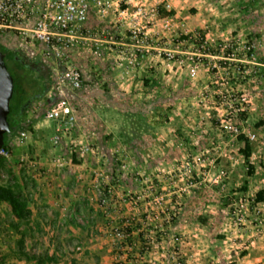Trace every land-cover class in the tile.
<instances>
[{"label":"crops","instance_id":"0c3cea01","mask_svg":"<svg viewBox=\"0 0 264 264\" xmlns=\"http://www.w3.org/2000/svg\"><path fill=\"white\" fill-rule=\"evenodd\" d=\"M138 1L141 12L147 13L153 7L152 11L159 20L140 19L143 28L148 29L147 33L154 34L150 37L152 41L144 46L146 51L142 60L136 59L137 63L132 64L137 69L121 70L116 64L103 61L101 67L109 66V74L91 78L101 81L107 88L99 86L97 90L90 84L89 73L85 74L82 69L84 84L73 101L78 126L94 136H90L92 140L89 142L98 146L103 157L97 159L88 154L81 162L72 161L61 170H53L50 160L44 162L43 178L37 181V195H41V203L34 209L33 221L30 219L29 224L34 225L42 235L45 225L58 227L64 222L67 241L86 244L85 264H264V224L261 225V237L253 233L257 222L255 207L264 208V202L256 203L245 224L238 230L231 226L230 215L235 205L234 196L244 193L251 194L255 199L256 194L264 189V137L258 145L261 149V169H257L251 161V155L249 163L255 167V173L249 176L247 164V176L244 173L242 179L247 187L243 189L229 187L230 183L221 188L203 187L204 181L209 180L207 177L213 174L212 170L200 172L193 169L187 173L179 169L182 174L178 173V179L174 181L164 169L166 162L173 163L167 153L169 147L181 143L180 139H169V111H172L169 106L170 82H175L182 75L171 74L170 64L163 57V52L169 50V41L165 40L169 32L163 30L164 23L169 19L165 14L172 11L162 9L161 4L171 2L173 12L178 17L186 16L185 13L192 15L188 21L192 23V29L198 32L208 30L221 36L228 30L244 32L255 28L226 22L233 14L213 13L207 0ZM121 6L126 8L124 4ZM131 16L125 20L112 11L107 17L100 18L95 11H91L83 52L89 50L92 41H99L107 55L111 51L118 53L121 47L105 44L122 45L121 28L130 24ZM108 29L114 30L115 38L110 36ZM100 33L105 35L101 37L103 39L98 36ZM181 45H176L179 53H190L184 48L180 49L184 46ZM196 50L191 53L215 57ZM208 63L212 61L209 59ZM233 66L229 63L228 69ZM52 84V90L49 94L46 92L45 99L35 102L30 109L26 118L30 120L29 123L44 118L47 109L45 103L52 99ZM261 124L264 129V123ZM122 125L131 126L136 135L128 144L129 150L124 149L127 145L117 135ZM38 128L39 124L33 126L35 130ZM236 142L241 143L242 140L236 139ZM118 149L125 152L122 157L133 161V167L114 173L118 168L116 160L123 161ZM232 159L231 164L236 159L240 161L242 156ZM174 160L183 162L185 156ZM181 166L184 167V164ZM233 168L224 172L227 179L237 173ZM190 178L193 180L189 181ZM97 181H101L104 189H113L105 207L100 204L94 189V182ZM114 228L125 236L115 237ZM53 234L60 237L59 231Z\"/></svg>","mask_w":264,"mask_h":264},{"label":"rangeland","instance_id":"374dc122","mask_svg":"<svg viewBox=\"0 0 264 264\" xmlns=\"http://www.w3.org/2000/svg\"><path fill=\"white\" fill-rule=\"evenodd\" d=\"M207 4L213 13H232V18L226 22H231L233 25L237 24V26L250 25V29L255 28V30L244 32L228 30L226 34L221 36L208 32V30L198 32L192 29V23L188 21L192 15L185 13L187 15L183 17L178 14L180 18L177 13L173 12L171 2L164 1L161 4L162 9L172 11V13H160L169 16L163 26V30L169 32V37L165 39L169 41V50L163 52V57L170 64L171 74L182 75L180 79H175V82H170L171 101L169 106L172 110L169 111L171 127L169 139L170 141L180 139L181 143L169 147L167 153L171 156L173 163L166 162L164 169L169 172V176L172 175L171 178L173 177L174 181L178 179L176 178L178 173L179 175L182 174L180 170L183 169L187 173L192 172L193 169L200 172H211L212 170L214 171L213 174L207 177L209 180L204 181L203 187L209 185L210 187L221 188L224 187V184L230 183L228 184L229 187L243 189L247 185L242 180L244 173L247 176V162L246 159L242 161L245 157L240 151L244 148L245 143L243 141L241 143L236 142L240 135L252 142L251 161L255 163L257 169H261V149L258 148V145L264 137V129L261 128L263 125L261 123H264V0H207ZM189 6L192 7V4ZM139 7L138 0H134L129 5L132 20L129 21V25L121 28L122 45L105 44L114 48L121 47L122 49L118 53L111 51L107 55L102 49L101 42L92 41L89 50L85 51L87 55H84L83 49L87 41L83 40V43L68 52L70 64L81 71L83 69L85 74L89 73L90 78L94 77L95 79L110 72L108 65L106 68L101 67L103 61L116 64L121 70L134 71L137 69L132 64L137 63L136 59L142 60L143 53L146 51L144 46L152 41L150 37L154 34V32L147 33L148 29L143 28L144 24L141 23L140 19L143 18L144 20L147 17L149 20L152 18L151 21L159 20L155 11H152L153 7L147 13L141 12ZM120 8L124 9L125 6L124 8L120 6ZM134 29L139 31L137 39L133 37L132 30ZM110 32V36L115 38L114 30L112 29ZM100 34L98 36L103 39L101 37L105 35ZM179 43L184 45H181L180 49L183 50L184 48L190 53H179L176 49V45ZM0 45L22 52L36 64L42 62L41 67L46 66L47 76L40 71L28 68L22 72L21 82L26 88L40 94L43 92L46 78H50L51 82L54 83L56 70H59L58 67L43 62L38 54L30 52L19 39L13 36H4L0 38ZM190 46L191 48H189ZM194 49L202 52L201 54H209L215 57L192 54ZM70 52L71 55L69 56ZM209 59L212 63H208ZM229 63L234 65L230 69H228ZM92 78L90 84L94 85L96 90L99 86L107 88L104 83ZM52 85L47 91L48 94L52 90ZM45 97L44 95L35 102L44 100ZM35 121L38 122H33L32 126L37 127L39 124L38 130L33 129V127L32 131L26 130L30 135L23 142L19 141L20 135L17 136L13 142L12 157L2 159L0 162V189H9L14 195L28 199L31 221H33L34 209L39 202L41 203V195L40 197L37 195V188L39 187L37 181L43 178L44 168L42 167L45 165L44 162L50 160L53 170L64 169L71 164L72 160L74 162L72 155L74 151L92 140L90 138L92 135L87 134L78 126L73 132L71 140L61 146H54L52 143L55 130L54 123L46 122L44 118ZM223 122H228L233 128H237L238 134L233 130L224 129L222 127ZM117 135H119L121 142L127 145L124 149L129 150L128 144L136 137L131 126L122 125L118 129ZM96 148L98 149V146ZM159 151L161 150L159 149ZM97 154L103 157L99 150ZM123 154L125 152L120 151L121 156L119 157L121 158ZM182 155L185 156L183 162L174 160ZM59 156L66 159L64 168L55 165V158ZM238 156H242V159L237 162ZM228 158H235L236 160L234 159V163L231 164ZM122 159L123 161L116 160L115 163L119 169L117 168L114 173H121L123 170L127 171L133 167V161H130L129 158L122 157ZM77 160L81 162L83 159L79 160L77 157ZM183 164L184 167L181 166ZM231 168L237 173L233 178L227 179L224 172ZM217 172L220 173L215 175L214 173ZM203 177L205 178V175ZM234 178L237 180L233 181ZM191 180L193 179L190 178L189 181ZM233 198L235 205L230 211L231 217L236 215L234 211L238 205L246 202L251 209L246 214L247 220L248 214L256 205L254 198L251 194L244 193L242 196H234ZM65 213L67 212L65 211ZM11 214L7 204L0 202V264H36L18 255L17 246L22 237L21 232L24 234L27 253L56 256V261L53 264H85L84 248L87 246L86 244L67 241L64 222L62 226L58 227L45 225L42 228L44 234L40 235V231H37L34 225L29 224L30 219L22 222L21 231L15 229ZM66 219L68 218L66 217ZM258 223L259 220L257 219L256 225ZM263 224L264 216L261 225ZM256 225L253 233L261 237V226L260 230H257ZM56 231L60 232L59 238L53 234ZM113 234L118 238L125 236L116 228L113 229Z\"/></svg>","mask_w":264,"mask_h":264},{"label":"built area","instance_id":"2783aa9c","mask_svg":"<svg viewBox=\"0 0 264 264\" xmlns=\"http://www.w3.org/2000/svg\"><path fill=\"white\" fill-rule=\"evenodd\" d=\"M134 0H0V38L13 36L29 49L38 54L41 60L58 67L54 81L51 98H55L46 110L45 121L54 123L52 143L61 146L72 139L73 132L78 127L73 101L75 95L81 91L84 84L82 71L73 67L68 61V52L78 47L86 39V25L91 11H95L100 18L107 17L115 11L119 17L130 19L129 7L121 9V4L126 6ZM133 37L138 38V29L132 30ZM63 68V69H62ZM195 73V71H193ZM27 123L30 120H27ZM222 127L238 134V129L230 123H222ZM26 130L20 132L19 141L23 142L29 137ZM79 160L88 154L100 158L98 149L90 142L81 145L74 151ZM73 155V154H72ZM0 156L9 159L12 150L1 148ZM69 159V158H68ZM66 159L62 156L55 158V165L64 168ZM73 161V160H72ZM72 163V162H71ZM94 189L100 204L108 205L113 189L102 187L101 181L94 182ZM250 206L244 202L238 205L236 215L231 218V226L239 229L246 221V214ZM256 218L259 223L256 229L260 230L264 209L255 207ZM261 217V219H260ZM120 235V233H119Z\"/></svg>","mask_w":264,"mask_h":264},{"label":"trees","instance_id":"16d2710c","mask_svg":"<svg viewBox=\"0 0 264 264\" xmlns=\"http://www.w3.org/2000/svg\"><path fill=\"white\" fill-rule=\"evenodd\" d=\"M1 46V45H0ZM3 52L5 53V64L9 69L10 73L14 78V95L11 101L10 112L8 115V122L14 128V132L11 134H6L4 136V143L2 145L3 148L12 150L13 142L16 137L20 135L22 130L32 131V124L27 123L26 118L29 110L31 109L33 103L43 97L45 93L48 91L50 85L52 84L50 78H46L44 81V89L40 94H36L31 89L26 88L22 82V72L25 69L36 70V67L43 64L39 62L38 64L32 62L27 56H25L22 52L12 50L7 47L1 46ZM54 97L45 103L47 109L54 101ZM75 106V105H74ZM46 109V110H47ZM79 110V108H77ZM239 139L245 143L243 149H241V153L244 155L247 164H248V174L249 176H253L255 173V167L249 163V158L252 155V142L244 137L243 135L239 136ZM2 159H5L0 156V162ZM73 159L75 163H78L77 157L75 153L73 154ZM255 203L264 202V189L260 190L254 199ZM0 202L7 204L11 211L12 219L14 221L13 227L19 231L22 230V222L30 219V205L29 201L26 198H22L21 196L14 195L9 189H0ZM19 220V221H18ZM21 239L18 241V255L21 258H26L35 262L36 264H53L56 261V256H48L47 254L42 253H27L26 245L24 241V234L21 232ZM30 254V255H29Z\"/></svg>","mask_w":264,"mask_h":264},{"label":"water","instance_id":"95a60500","mask_svg":"<svg viewBox=\"0 0 264 264\" xmlns=\"http://www.w3.org/2000/svg\"><path fill=\"white\" fill-rule=\"evenodd\" d=\"M5 53L0 46V149L4 143V136L14 132L8 122L11 101L14 95V78L5 64ZM46 69V66H42Z\"/></svg>","mask_w":264,"mask_h":264},{"label":"flooded vegetation","instance_id":"af4514ba","mask_svg":"<svg viewBox=\"0 0 264 264\" xmlns=\"http://www.w3.org/2000/svg\"><path fill=\"white\" fill-rule=\"evenodd\" d=\"M36 71H40L41 73H44V75L47 76V70L46 69H43L41 66H38L36 67Z\"/></svg>","mask_w":264,"mask_h":264}]
</instances>
